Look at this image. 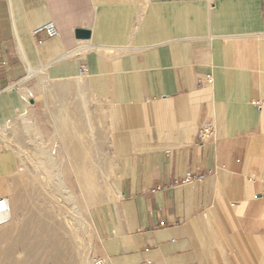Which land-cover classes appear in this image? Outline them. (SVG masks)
I'll list each match as a JSON object with an SVG mask.
<instances>
[{
	"label": "crops",
	"instance_id": "0c3cea01",
	"mask_svg": "<svg viewBox=\"0 0 264 264\" xmlns=\"http://www.w3.org/2000/svg\"><path fill=\"white\" fill-rule=\"evenodd\" d=\"M77 82L106 108L103 264H264V0H0V128L40 129ZM22 151L0 149L9 201Z\"/></svg>",
	"mask_w": 264,
	"mask_h": 264
},
{
	"label": "rangeland",
	"instance_id": "374dc122",
	"mask_svg": "<svg viewBox=\"0 0 264 264\" xmlns=\"http://www.w3.org/2000/svg\"><path fill=\"white\" fill-rule=\"evenodd\" d=\"M52 88L53 95H57V87ZM48 99V105L39 113L40 129L12 128L6 131L0 128V149L15 145L23 150V157L19 156L31 173V185L38 186L35 202L43 204L45 208L42 212L51 214L56 223L53 244L33 251L39 253L36 258L55 254L54 260L45 264H97L101 259L97 257L99 235L93 211L99 203L107 200L113 189L106 108L102 102L86 95L78 82L72 88L60 90L59 96ZM62 124L72 127L76 124L79 133L76 134L74 128L70 127L68 141H64L58 129ZM6 135L9 136V143L6 142ZM40 143L54 147L56 157L54 162L46 159L38 161L41 169L35 166L37 160L34 159L45 157ZM74 147L77 152H74ZM76 156L84 158L81 172L71 159ZM37 173H41V177L47 181V191L42 189L39 181L33 179ZM64 190L70 191L71 196ZM50 193L56 195L55 202L50 198ZM25 249L17 235L0 239V264H19L27 252Z\"/></svg>",
	"mask_w": 264,
	"mask_h": 264
},
{
	"label": "bare ground",
	"instance_id": "6f19581e",
	"mask_svg": "<svg viewBox=\"0 0 264 264\" xmlns=\"http://www.w3.org/2000/svg\"><path fill=\"white\" fill-rule=\"evenodd\" d=\"M63 119L64 117H62V120ZM70 127L74 128L76 134L79 133L76 124H73V127L67 124H62L58 127L60 131L59 136L62 137L66 142L68 141V129H71ZM68 143L71 145V142ZM39 145L41 146V150L45 157H35L34 159L37 160L35 166L41 169L42 166L38 164V161L46 159L49 162H54L56 157L54 147H49L48 145L41 143ZM73 150L74 152H77L76 147H74ZM76 157L77 158L74 157L71 159L76 162V167L81 172L83 164L82 161L84 158L78 156ZM30 176L31 173L26 162L22 161L19 165L18 177L14 183L18 189V193L15 194V198H13V200L11 199V201H9L10 212L5 216L4 222L0 226L3 232V235H1L0 239L3 240V238L8 235H17L20 245L25 247V250L27 251L23 254L24 258L21 260V262H19V264H45L49 261L52 262L54 260L55 254L50 255L47 258L37 259L36 256L39 255V253H34L33 251H39L42 249V246L53 244L52 239L56 233V223L54 218H51V214L42 212L45 206L35 202L38 186L35 187L34 185H31L32 179ZM33 179L39 181L42 185V189L45 188L44 190L47 191L48 184L44 177H41V173H37ZM64 192L67 191L64 190ZM67 193L69 196H71L70 191ZM50 198L54 200V202L56 201L55 194L50 193ZM32 240H34V243H31ZM85 259L87 260L88 258ZM100 263L102 264V262Z\"/></svg>",
	"mask_w": 264,
	"mask_h": 264
},
{
	"label": "built area",
	"instance_id": "2783aa9c",
	"mask_svg": "<svg viewBox=\"0 0 264 264\" xmlns=\"http://www.w3.org/2000/svg\"><path fill=\"white\" fill-rule=\"evenodd\" d=\"M40 32H46V34L50 37H54L58 35V30L56 28V25L53 21L46 22L45 24H42L34 29V34H38ZM211 82V77L207 76L203 80H201V84L209 83ZM259 105H264V100H259L254 102ZM215 133V126L213 122L211 121H205L203 122L197 131L199 144L203 145L206 142H208ZM204 178V175H194L192 173H187L182 178L175 180V184H185L196 180H202ZM10 212V203L9 200L6 197L0 196V226L4 222L5 216ZM161 225H164L162 222ZM99 264H101L99 262ZM103 264V262H102Z\"/></svg>",
	"mask_w": 264,
	"mask_h": 264
},
{
	"label": "water",
	"instance_id": "95a60500",
	"mask_svg": "<svg viewBox=\"0 0 264 264\" xmlns=\"http://www.w3.org/2000/svg\"><path fill=\"white\" fill-rule=\"evenodd\" d=\"M76 35L78 37H89V32L86 30H77Z\"/></svg>",
	"mask_w": 264,
	"mask_h": 264
}]
</instances>
